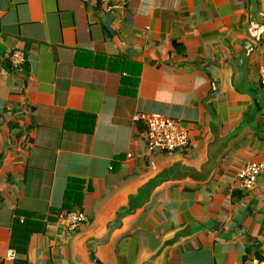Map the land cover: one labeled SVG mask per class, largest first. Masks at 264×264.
I'll list each match as a JSON object with an SVG mask.
<instances>
[{"label":"crops","instance_id":"0c3cea01","mask_svg":"<svg viewBox=\"0 0 264 264\" xmlns=\"http://www.w3.org/2000/svg\"><path fill=\"white\" fill-rule=\"evenodd\" d=\"M263 63L264 0H0V264H87L81 238L126 193L176 161L200 167L231 133L209 178L157 189L113 252L138 264L184 229L164 264L264 259V172L252 191L237 174L264 162ZM151 113L179 121L187 147L149 151ZM72 178L81 197L65 208ZM69 210L87 221L64 228ZM28 219L40 230L12 247Z\"/></svg>","mask_w":264,"mask_h":264},{"label":"water","instance_id":"95a60500","mask_svg":"<svg viewBox=\"0 0 264 264\" xmlns=\"http://www.w3.org/2000/svg\"><path fill=\"white\" fill-rule=\"evenodd\" d=\"M235 138L234 133L229 134L225 137L229 142L223 145L215 140L210 141L212 150L207 154L209 158L200 167L189 166L184 162L176 161L156 172L134 190L126 193L112 207L106 219L101 221V225L91 232H86L81 238L79 244L80 254L87 264H117L113 252L117 239L128 227L129 221L150 202L153 193L168 182L185 180L203 182L207 180L211 172L217 167V156L219 157L224 152L226 149L224 146L234 143ZM185 235L186 232L182 229L165 237L157 248L143 252L140 255L138 264H164L166 251L174 247Z\"/></svg>","mask_w":264,"mask_h":264},{"label":"built area","instance_id":"2783aa9c","mask_svg":"<svg viewBox=\"0 0 264 264\" xmlns=\"http://www.w3.org/2000/svg\"><path fill=\"white\" fill-rule=\"evenodd\" d=\"M105 9L119 7L120 0H100ZM26 53L23 50H14L8 55L14 67L21 68L27 61ZM260 85L264 88V63L260 67ZM141 121L145 124L149 151L173 152L183 150L189 141L188 130L179 121L170 117L151 113L143 115ZM264 172V162L247 161L238 170V177L242 180V186L252 191L257 184L258 176ZM57 221L68 230L80 227L87 216L79 210H69L61 213ZM14 256V252L9 254ZM248 264H264V259L255 258Z\"/></svg>","mask_w":264,"mask_h":264},{"label":"trees","instance_id":"16d2710c","mask_svg":"<svg viewBox=\"0 0 264 264\" xmlns=\"http://www.w3.org/2000/svg\"><path fill=\"white\" fill-rule=\"evenodd\" d=\"M80 187V179L72 178L69 180L67 189L65 191V208H70L71 205L76 202L75 198L78 199L79 196L81 197ZM40 228L41 225H39V223L33 222L30 219L23 222H21L20 220H16L13 226L14 234L11 242L12 247H15V242H19L20 239L27 240L32 233L40 230Z\"/></svg>","mask_w":264,"mask_h":264}]
</instances>
